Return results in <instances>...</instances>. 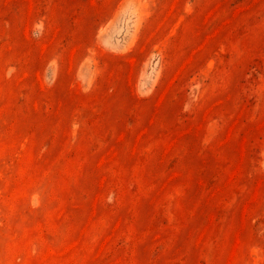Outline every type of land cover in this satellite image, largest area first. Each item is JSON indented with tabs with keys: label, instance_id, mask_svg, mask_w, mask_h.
Here are the masks:
<instances>
[{
	"label": "rangeland",
	"instance_id": "374dc122",
	"mask_svg": "<svg viewBox=\"0 0 264 264\" xmlns=\"http://www.w3.org/2000/svg\"><path fill=\"white\" fill-rule=\"evenodd\" d=\"M0 264H264V0H0Z\"/></svg>",
	"mask_w": 264,
	"mask_h": 264
}]
</instances>
